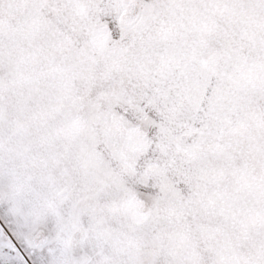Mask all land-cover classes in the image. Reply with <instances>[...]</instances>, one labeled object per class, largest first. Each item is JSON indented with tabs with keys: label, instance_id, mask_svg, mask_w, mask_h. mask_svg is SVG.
<instances>
[{
	"label": "snow or ice",
	"instance_id": "snow-or-ice-1",
	"mask_svg": "<svg viewBox=\"0 0 264 264\" xmlns=\"http://www.w3.org/2000/svg\"><path fill=\"white\" fill-rule=\"evenodd\" d=\"M0 264H264V0H0Z\"/></svg>",
	"mask_w": 264,
	"mask_h": 264
}]
</instances>
